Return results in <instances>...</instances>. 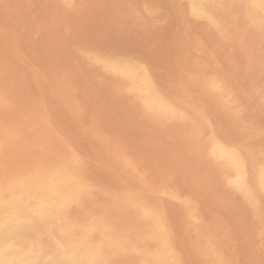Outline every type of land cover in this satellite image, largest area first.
I'll return each instance as SVG.
<instances>
[{
  "label": "rangeland",
  "instance_id": "374dc122",
  "mask_svg": "<svg viewBox=\"0 0 264 264\" xmlns=\"http://www.w3.org/2000/svg\"><path fill=\"white\" fill-rule=\"evenodd\" d=\"M16 1L0 0V264H264V0Z\"/></svg>",
  "mask_w": 264,
  "mask_h": 264
},
{
  "label": "bare ground",
  "instance_id": "6f19581e",
  "mask_svg": "<svg viewBox=\"0 0 264 264\" xmlns=\"http://www.w3.org/2000/svg\"><path fill=\"white\" fill-rule=\"evenodd\" d=\"M11 1H12V0H11ZM15 1H16V0H15ZM29 1H30V0H29ZM31 1H32V0H31ZM204 1H205V0H204ZM216 1H219V0H216ZM247 1H248V0H247ZM250 1H252V0H250ZM253 1H254V0H253ZM258 1H259V0H258ZM3 2H4V1H3ZM6 2H7V1H6ZM18 2H19V0H18ZM25 2H26V1H25ZM181 2H182V0H181ZM221 2H222V1H221ZM241 2H242V1H241ZM248 2H249V1H248ZM248 2H246V4H248ZM254 2H255V1H254ZM7 3H8V2H7ZM13 3H14V2H13ZM197 3H198V2H197ZM201 3H202V2H201ZM215 3H216V2H215ZM235 3H236V2H235ZM244 3H245V1H244ZM11 4H12V3H11ZM11 4H10V7H11ZM14 4H17V1H16V3H14ZM14 4H13V5H14ZM20 4L23 5L24 3H20ZM26 4H27V3H26ZM31 4H32V3H31ZM174 4H175V2H174ZM187 4H188V3H187ZM216 4H217V3H216ZM233 4H234V3H233ZM251 4H252V3H251ZM253 4H254V3H253ZM253 4H252V5H253ZM257 4H258V3H257ZM181 5H182V4H181ZM194 5H195V4H194ZM209 5H210V4H209ZM212 5H213V3H212ZM223 5H224V4H223ZM227 5H228V4H227ZM227 5H226V6H227ZM216 6H217V5H216ZM228 6H229V5H228ZM242 6H243V5H242ZM242 6H241V7H242ZM245 6H246V5H245ZM245 6H244V7H245ZM253 6H254V5H253ZM12 7H13V6H12ZM18 7H19V6H18ZM21 7H22V6H21ZM23 7H24V6H23ZM23 7H22V8H23ZM31 7H32V6H31ZM234 7H235V6H234ZM13 8H14V7H13ZM26 8H27V7H26ZM32 8H33V7H32ZM211 8H212V7H211ZM213 8H214V7H213ZM220 8H221V7H220ZM220 8H219V9H220ZM246 8H247V7H246ZM246 8H245V9H246ZM256 8H257V6H256ZM256 8H255V9H256ZM262 8H263V7H262ZM262 8H261V9H262ZM14 9H15V8H14ZM14 9H13V10H14ZM187 9H188V8H187ZM205 9H206V8H205ZM209 9H210V8H209ZM215 9H216V8H215ZM223 9H224V8H223ZM225 9H226V8H225ZM228 9H229V8H227L226 10H228ZM241 9H242V8H241ZM241 9H240V10H241ZM247 9H249V8H247ZM251 9H252V8H251ZM15 10H16V9H15ZM23 10H24V9H23ZM30 10H31V9H30ZM32 10H33V9H32ZM146 10H147V9H146ZM184 10H185V9H184ZM233 10H234V9H233ZM237 10H238V9H237ZM249 10H250V9H249ZM17 11H19V10H17ZM199 11H200V10H199ZM199 11H198V12H199ZM201 11H202V9H201ZM209 11H210V10H209ZM228 11H229V10H228ZM252 11H253V10H252ZM14 12H15V11H14ZM184 12H186V11H184ZM189 12H190V10H189ZM222 12H223V11H222ZM224 12H225V11H224ZM242 12H243V11H242ZM254 12H255V11H254ZM254 12H253V13H254ZM263 12H264V11H263ZM11 13H12V11H11ZM20 13H21V14H24V13H22V11H21ZM36 13H37V12H36ZM39 13H40V12H39ZM201 13H202V12H201ZM229 13H230V11H229ZM233 13H234V11H233ZM244 13H245V11H244ZM253 13H252V14H253ZM259 13H260V12H259ZM178 14H179V13H178ZM217 14H218V13H217ZM238 14H239V13H238ZM248 14H249V13H248ZM260 14H261V13H260ZM19 15H20V14H19ZM24 15H25V14H24ZM27 15L29 16L28 13H27ZM27 15H25V16H27ZM40 15H41V14H39V17L42 18V16H40ZM203 15H204V14H203ZM213 15H214V14H213ZM226 15H227V14H226ZM255 15H256V14H255ZM257 15H258V14H257ZM17 16H18V15H17ZM25 16L21 15V16H19V17H23V19H24ZM28 16H27V17H28ZM204 16H205V15H204ZM258 16L260 17V15H258ZM15 17H16V15H15ZM226 17H227V16H226ZM226 17H221V19H222V18H226ZM233 17H235V16H233ZM250 17H251V16H250ZM1 18H2V17H1ZM11 18H12V17H11ZM198 18H199V17H198ZM229 18H230V17H229ZM240 18H241V17H240ZM251 18H252V17H251ZM45 19H46V18H45ZM241 19H244V18H241ZM13 20L17 21L16 19H13ZM38 20H39V19H38ZM40 20H41V19H40ZM222 20H223V19H222ZM226 20H228V19H226ZM262 20H264V19H262ZM19 21H20V20H19ZM25 21H26V20H25ZM29 21H30V19H29ZM32 21H33V20H32ZM223 21H224V20H223ZM228 21H229V20H228ZM242 21H244V20H242ZM249 21H250V20H249ZM251 21H252V20H251ZM7 22H8V21H7ZM12 22H13V21H12ZM12 22H10V23H12ZM20 22H21V21H20ZM22 22H24V21H22ZM27 22H28V21H27ZM42 22H43V21H42ZM210 22H211V21H210ZM238 22H239V21H238ZM244 22H245V21H244ZM34 23H35V22H34ZM34 23H33V24H34ZM40 23H41V22H40ZM252 23H253V22H252ZM18 24H20V23L18 22ZM24 24H26V23H24ZM33 24L31 23L30 25H33ZM46 24H47V23H46ZM46 24H45V25H46ZM238 24H239V23H238ZM21 25H22V24H21ZM27 25H29V24H27ZM234 25H235V23H234ZM33 26H34V25H33ZM257 26H258V25H257ZM27 27H28V26H27ZM27 27H26V28H27ZM45 27H46V26H45ZM45 27H44V28H45ZM41 28H42V27H41ZM41 28H40V29H41ZM256 28H257V27H256ZM13 29H14V31H15V28H13ZM28 29L31 30V29H33V28H28ZM28 29H27V30H28ZM45 29H46V28H45ZM47 29H49V28H47ZM257 29H258V28H257ZM16 30H17V29H16ZM19 30H20V29H19ZM23 30H24V29H23ZM25 30H26V29H25ZM30 30H29V31H30ZM41 30H42V29H41ZM221 30H223V29H221ZM17 31H18V30H17ZM15 32H16V31H15ZM31 32H32V31H31ZM40 32H42V31H40ZM45 32H46V30H45ZM45 32H44V33H45ZM49 32H50V31H49ZM18 33H19V31H18ZM20 33H21V32H20ZM26 33H27V32H25V35H26ZM42 33H43V32H42ZM2 34H4V33H2ZM32 34H33V33H32ZM46 34H47V32H46ZM20 35H23V34H20ZM27 35H28V34H27ZM29 35H30V34H29ZM43 35L45 36V34H43ZM263 35H264V34H263ZM23 36H24V35H23ZM38 36L40 37V35H38ZM38 36H37V37H38ZM4 37H5V36H4ZM226 37H227V36H226ZM26 38H27V37H26ZM26 38H25V39H26ZM27 39H28V38H27ZM27 39H26V41H27ZM31 39H32V36H31ZM38 39H39V38H38ZM43 39H44V38H43ZM20 40H21V39H20ZM22 40H23V39H22ZM33 40H35V37L33 38ZM28 41H29V40H28ZM35 41H36V40H35ZM35 41H34V42H35ZM37 41H38V40H37ZM41 41H42V40H41ZM50 41H51V40H50ZM52 41H53V40H52ZM31 42H32V40H31ZM38 42H39V41H38ZM42 42H45V41H42ZM46 42H47V41H46ZM59 42H60V41H59ZM27 43H28V42H27ZM29 43H30V42H29ZM32 43H33V42H32ZM57 43H58V42H57ZM23 44H25V42H24ZM36 44H37V43H36ZM36 44H34V46H36ZM39 44H41V46L43 45L42 43H39ZM39 44H38V45H39ZM44 44H45V43H44ZM49 44H50V42H49ZM53 44H54V43H53ZM58 44H59V43H58ZM58 44H57V46H58ZM47 45H48V44H47ZM47 45H45L46 48H48V47L50 46V45H48V47H47ZM54 45H56V44H54ZM59 45H60V44H59ZM21 46H22V45H21ZM34 46H33V47H34ZM60 46H62V45H60ZM109 46L111 47V45H109ZM31 47H32V45H31ZM54 47H55V46H54ZM58 47H59V46H58ZM24 48H25V46H24ZM24 48H23V51L25 50ZM29 48H30V47H29ZM37 48H39V47H37ZM41 48H42V47H41ZM43 48H45V47H43ZM43 48H42V49H43ZM52 48H53V47H52ZM59 48L62 49V50H64V48H61V47H59ZM94 48H95V47H94ZM114 48H115V47H114ZM116 48H118V50H120L119 47H116ZM26 49H28V48H26ZM53 49H54V48H53ZM57 49H58V48H57ZM112 49H113V47H112ZM112 49H111V50H112ZM48 50H49V48H48ZM55 50H56V49H55ZM109 50H110V48H109ZM111 50H110V51H111ZM113 50H115V49H113ZM121 50H122V49H121ZM25 51H26V50H25ZM28 51H29V50H28ZM36 51H37V49H36ZM40 51H41L40 53H42V52L44 51V49H43V50H40ZM45 51H46V50H45ZM60 51H61V50H60ZM60 51L58 50V53H59V54L61 53ZM64 51H65V50H64ZM26 52H27V51H26ZM37 52H38V51H37ZM51 52H52V51H51ZM54 52H55V51H54ZM65 52H66V51H65ZM118 52L121 53V51H118ZM122 52H123V51H122ZM124 52H125V51H124ZM31 53H32V52H31ZM40 53H39V54H40ZM112 53L114 54V52H112ZM115 53H116V51H115ZM21 54H22V52H21ZM61 54H62V53H61ZM26 55H27V54H26ZM36 55H38V54H36ZM107 55H108V54H107ZM109 55H110V54H109ZM117 55H118V53H117ZM117 55H116L115 57H118V56H119V55H118V56H117ZM120 55H122V54H120ZM12 56H13V55H12ZM62 56H63V55H62ZM62 56H61V57H62ZM64 56H65V55H64ZM128 56H130V54H128ZM24 57H25V56H24ZM122 57H124V56L122 55ZM122 57H120V58H122ZM125 57H126V56H125ZM132 57H133V56L131 55V59H132ZM139 57H140V56H139ZM65 58H66V57H65ZM118 58H119V57H118ZM126 58H127V57H126ZM39 59H40V57H39ZM39 59H38V60H39ZM133 59H134V58H133ZM135 59H136V57H135ZM135 59H134V60H135ZM138 59H139V58H138ZM151 59H152V58H151ZM134 60H132V61H134ZM146 61H147V59H146ZM137 62L139 63V60H137ZM141 62H142V60H141ZM141 62H140V63H141ZM29 63H30V62H29ZM144 63H145V61H144ZM141 64H142V63H141ZM147 64H148V62H147ZM153 65H154V64H153ZM143 66H144V65H143ZM145 67H146V66H145ZM104 69H105V68H104ZM153 69H155V67H154ZM146 70H149V69L146 68ZM149 71H152V70H149ZM155 71H157V70H155ZM153 72H154V71H153ZM153 72H149V73H153ZM158 72H159V71H158ZM137 74H138V73H137ZM156 74H157V73H156ZM151 75H153V74H151ZM157 75H158V74H157ZM157 75H156V76H157ZM137 76H138V75H137ZM137 76H136V77H137ZM134 77H135V76H134ZM157 77L159 78L160 76H157ZM161 78H162V77H161ZM124 79H125V78H124ZM136 79H139V78H136ZM155 79H156V78H155ZM122 81H123V80H122ZM125 81H126V80H125ZM127 81H128V80H127ZM138 81H139V80H138ZM138 81H137V82H138ZM208 81H209V80H208ZM212 81H213V80H212ZM214 81H215V80H214ZM124 83H125V82H124ZM204 83H205V82H204ZM211 83H212V82H211ZM221 83H222V82H221ZM40 84H41V83H40ZM138 84H139V83H138ZM142 84H143V83H142ZM218 84H219V83H218ZM132 85H133V84H132ZM214 85H216V84H214ZM41 86H42V85H41ZM127 86H128V85H127ZM139 86H140V85H139ZM147 86H148V85H147ZM219 86H220V85H219ZM222 86H223V85H222ZM130 87H131V85H130ZM206 87H207V86H206ZM128 88H129V87H128ZM150 88H151V87H150ZM148 89H149V87H148ZM154 89H155V88H154ZM207 89H210V88L208 87ZM207 89H206V90H207ZM213 89H214V88H213ZM127 90H128V89H127ZM135 90H136V89H135ZM138 90H140V89L138 88ZM220 90H221V89H220ZM222 90H224V89H222ZM213 91H214V90H213ZM62 92H63V91H62ZM145 92H146V91H145ZM216 92H217V91H216ZM262 92H263V91H262ZM139 93H140V92H139ZM161 93H162V92H161ZM218 93H219V92H218ZM224 93H225V92H224ZM146 94H147V93H146ZM216 94H217V93H216ZM262 94H263V93H262ZM137 95H138V94H137ZM223 96H224V95H223ZM150 98H151V97H150ZM155 98H156V97H155ZM160 98H162V97H160ZM213 98H214V97H213ZM223 98H224V97H223ZM136 99H137V97H136ZM152 99H153V98H152ZM174 99H175V98H174ZM215 99H216V97H215ZM150 100H151V99H150ZM177 100H178V99H177ZM213 100H214V99H213ZM219 100H220V98H219ZM147 101H148V100H147ZM179 101H180V100H179ZM217 101H218V100H217ZM217 101H216V102H217ZM151 102H152V101H151ZM154 102H155V101H154ZM144 103H145V102H144ZM155 103H156V102H155ZM161 103H162V102H161ZM169 103H170V102H169ZM217 103H218V102H217ZM222 103H223V102H222ZM222 103H221V104H222ZM152 104H153V103H152ZM163 104H164V103H163ZM170 104H171V103H170ZM180 104H181V102H180ZM219 104H220V102H219ZM219 104H218V105H219ZM166 105H167V104H166ZM151 106H152V105H151ZM169 106H170V105H169ZM169 106H168V107H169ZM177 106H180V105L177 104ZM223 106H224V105H223ZM184 107H185V106H184ZM220 107H221V106H220ZM224 107H225V106H224ZM226 107H227V105H226ZM262 107H263V106H262ZM182 108H183V107H182ZM185 108H186V107H185ZM185 108H184V109H185ZM189 108H190V107H189ZM263 108H264V107H263ZM194 109H196V108H194ZM197 109H198V108H197ZM222 109H224V108H222ZM227 109H228V108H227ZM158 110H159V108H158ZM220 110H221V109H220ZM229 110H230V109H229ZM0 111H2V110H0ZM47 111L49 112L48 109H47ZM163 111H164V110H163ZM195 111H196V110H195ZM224 111H225V110H224ZM224 111H223V113H224ZM150 112H151V111H150ZM157 112H158V111H157ZM160 112H162V111H160ZM198 112H199V111H198ZM233 112H234V111H233ZM49 113H52V111L49 112ZM155 113H156V112H155ZM225 113H226V112H225ZM227 113H228V111H227ZM229 114H230V113H229ZM153 115H154V114H153ZM196 115H197V114H196ZM198 115H199V114H198ZM225 115H226V114H225ZM181 116H182V115H181ZM227 116H228V115H227ZM51 117H52V116H51ZM163 117H164V116H163ZM178 118H179V117H178ZM228 118H229V117H228ZM242 118H243V117H242ZM5 119H6V118H5ZM167 119H168V118H167ZM229 119H230V118H229ZM232 119H233V118H231V120H232ZM239 119H240V118H239ZM34 121H35V120H34ZM52 121H53V120H52ZM55 121H56V119H55ZM53 122H54V121H53ZM232 122H233V121H232ZM7 123H8V121H7ZM33 123H34V122H33ZM55 123H56V122H55ZM0 124H1V122H0ZM5 124H6V122H5ZM30 124H31V122H30ZM36 124H38V123H36ZM3 125H4V124H3ZM31 125H33V124H31ZM53 125H54V124H53ZM57 125H58V124H57ZM235 125H236V124H235ZM237 125H239V123H238ZM237 125H236V126H237ZM242 125H243V124H242ZM39 126H40V125H39ZM229 126H232V125H229ZM239 126H240V125H239ZM239 126H238V127H239ZM243 126H244V125H243ZM2 127H3V126H2ZM4 127H5V126H4ZM7 127H8V124H7ZM34 127H35V125H34ZM40 127H41V126H40ZM42 127H43V126H42ZM234 127H235V126H234ZM247 127H248V126H247ZM46 128H47V127H46ZM229 128H230V127H229ZM252 128H253V127H252ZM258 128H260V127H258ZM55 129H56V128H55ZM241 129H242V127H241ZM246 129H247V128H246ZM250 129H251V127H250ZM43 130H44V128H43ZM59 130H60V129H59ZM247 130H249V129H247ZM247 130H246V131H247ZM257 130H258V129H257ZM257 130H256V131H257ZM240 131H241V130H240ZM242 131H244V129H243ZM250 131H251V130H250ZM253 131H254V128H253ZM256 131H255V132H256ZM5 132H7V131H5ZM54 132H55V131H54ZM58 132H59V131H58ZM255 132H254V133H255ZM8 133H11V132H8ZM8 133H7V134H8ZM215 133H216V132H215ZM227 133H231V134H232L231 131H230V132H227ZM233 133H234V134H235V133L237 134V132H235V131H234ZM239 133H240V132H239ZM248 133H249V132H248ZM251 133H252V132H251ZM3 134H4V133H3ZM54 134L56 135V133H54ZM59 134H60V133H59ZM234 134H233V135H234ZM244 134H245V133H244ZM255 134H256V133H255ZM9 135H10V134H9ZM61 135H62V134H61ZM216 135H217V134H216ZM233 135H231V136H233ZM237 135H238V134H237ZM2 136H3V135H2ZM58 136H59V135H58ZM63 136H64V135H63ZM217 136H218V135H217ZM228 136H229V135H228ZM239 136H241V135L239 134ZM253 136H254V135H253ZM60 137H61V136H60ZM60 137H59V138H60ZM8 138H10V137H7V138L5 139L6 142H7V139H8ZM64 138H65V136H64ZM212 138H213V137H212ZM214 138H215V137H214ZM219 138H220V137H219ZM219 138H218V139H219ZM241 138H243V137H241ZM65 139H66V140H67V139L69 140L68 137L65 138ZM234 139H235V137H234ZM234 139H232V140H234ZM58 140H59V139H58ZM60 140H62V139L60 138ZM92 140H94V139H92ZM96 140H97V139H96ZM96 140H95V141H96ZM244 140H245V139H244ZM8 141H9V140H8ZM64 141H65V140H64ZM97 141H98V140H97ZM97 141H96V142H97ZM102 141H103V140H102ZM237 141L240 142L239 140H237ZM68 142H69V141H68ZM99 142H100V140H99ZM99 142H98V143H99ZM218 142H219V141H218ZM232 142H233V141H232ZM243 142H245V141H243ZM3 143H4V142H3ZM65 143H67V142H65ZM100 143H101V142H100ZM101 144H102V143H101ZM222 144H223V143H222ZM235 144H236V143H235ZM244 144H245V143H244ZM3 145H4V144H3ZM63 145H65V144H63ZM67 145H68V144H67ZM99 145H100V144H99ZM102 145H105V144H102ZM112 145H113V144H112ZM224 145H225V144H224ZM228 145H229V144H228ZM241 145H243V144H241ZM68 146H70V145H68ZM219 146H220V145H219ZM226 146H227V143H226ZM230 146H231V145H230ZM235 146H236V145H235ZM263 146H264V144H263ZM102 147L105 148V146H102ZM220 147H221V146H220ZM222 147H225V146H222ZM232 147H233V146H232ZM69 148H70V147H69ZM72 148H73V147H72ZM226 148H227V147H226ZM234 148L236 149V147H234ZM253 148H254V147H253ZM262 148H264V147H262ZM73 149H74V148H73ZM73 149H72V151H74ZM218 149H219V148H218ZM241 149H242V148H241ZM243 149H244V151H245V148H243ZM243 149L241 150L242 153L244 152ZM258 149H259V148H258ZM69 150H70V149H69ZM76 150H77V149H76ZM105 150H107V149H105ZM213 150H214V149H213ZM213 150H211V151L213 152ZM224 150H225V149H224ZM259 150H260V149H259ZM211 151H210V152H211ZM226 151H227V150H226ZM226 151H224V152H226ZM228 151H229V150H228ZM228 151H227V152H228ZM234 151H235V150H234ZM234 151H233V152H234ZM261 151H264V150L262 149ZM230 152H231V151H230ZM236 152H237V151H236ZM255 152H259V151H255ZM66 153H67V152H66ZM71 153H72V152H71ZM71 153H68V154H70V156H71V155H73V154H71ZM73 153H74V152H73ZM76 153H77V152H76ZM76 153H75V155H76ZM238 153H240V152L238 151ZM213 154H214V153H213ZM216 154H217V153H216ZM218 154H219V152H218ZM223 154H224V153H223ZM229 154H230V153H229ZM235 154H237V153H235ZM243 154H244V153H243ZM245 154H246L245 156H247L248 153L245 152ZM249 154H250V153H249ZM75 155H74V158H75ZM77 155H78V153H77ZM214 155H215V154H214ZM214 155H213V156H214ZM225 155H226V154H225ZM225 155H224V156H225ZM237 155H238V154H237ZM240 155H241V154H240ZM68 156H69V155H68ZM80 156H82V155H80ZM80 156H78V158H79ZM221 156H223V155H221ZM233 156H234V155H233ZM121 157H122V156H121ZM219 157H220V155H219ZM225 157H226V156H225ZM240 157H241V156H240ZM250 157H251V160H252V156H250ZM70 158H71V157H70ZM74 158H73V161H74ZM81 158H82V157H80V160H81ZM112 158H113V157H112ZM214 158H215V157H214ZM217 158H218V157H217ZM221 158H222V157H221ZM65 160H66V158H65ZM115 160H116V158H115ZM120 160H121V158H120ZM231 160H232V157H231ZM236 160H237V158H235V162H236ZM238 160H239V158H238ZM248 160H250V158H248ZM248 160H247V161H248ZM261 160H262V158H261ZM77 161H78V160H77ZM83 161H84V157H83ZM86 161H89V160H86ZM86 161H85V162H86ZM225 161H226V160H225ZM259 161H260V160H259ZM263 161H264V160H263ZM114 162H115V161H114ZM116 162H117V161H116ZM128 162H129V161H128ZM226 162H227V161H226ZM228 162H230V161L228 160ZM233 162H234V161H232V163H233ZM241 162H242V161H241ZM255 162H256V161H255ZM61 163H63V162H61ZM83 163H84V162H83ZM125 163H126V162H125ZM248 163H249V162H248ZM89 164H91V163H89ZM221 164H222V162H221ZM223 164H224V163H223ZM241 164H242V163H241ZM243 164H244V163H243ZM253 164H254V163H253ZM53 165H54V164H53ZM63 165H65V164H63ZM82 165H83V164H82ZM120 165H121V164H120ZM231 165H232V164H231ZM238 165H240V164H238ZM249 165H251V164H249ZM86 166H87V165H86ZM88 166H89V165H88ZM233 166H234V164H233ZM253 166H254V165H253ZM34 167H35V166H34ZM79 167H81V166H79ZM84 167H85V166H84ZM124 167H125V166H124ZM229 167H230V166H229ZM231 167H232V166H231ZM234 167L236 168V166H234ZM241 167H242V166H241ZM42 168H43V167H42ZM47 168H48V167H47ZM47 168H46V169H47ZM87 168H88V167H87ZM90 168H91V167H90ZM130 168H131V167H130ZM132 168H133V167H132ZM226 168H227V167H226ZM238 168H240V167H238ZM255 168H256V167H255ZM61 169H62V168H61ZM61 169H60V170H61ZM66 169H67V168H66ZM82 169H83V168H82ZM88 169H89V168H88ZM93 169H94V168H93ZM248 169H249V168H248ZM257 169H258V168H257ZM28 170H29V169H28ZM31 170H33V168H31ZM36 170H37V169H36ZM57 170H59V168H58ZM79 170H80V169H79ZM119 170H120V169H119ZM222 170H223V169H222ZM224 170H226V169H224ZM249 170H251V169H249ZM26 171H27V170H26ZM34 171H35V170H33V173H34ZM49 171H50V170H49ZM95 171H96V170H95ZM234 171H235V170H234ZM238 171H239V170H238ZM246 171H247V170H246ZM36 172H37V171H36ZM50 172H51V171H50ZM53 172H55V171H53ZM88 172H89V171H88ZM120 172H121V171H120ZM124 172H125V171H124ZM124 172L122 171V173H124ZM129 172H130V171H129ZM235 172H237V171H235ZM250 172L252 173L253 170L250 171ZM28 173H29V172H28ZM31 173H32V171H31ZM31 173H30V175H31ZM89 173H90V172H89ZM93 173H95V172H93ZM122 173H120V174H122ZM241 173H243V172H241ZM18 174H19V173H18ZM23 174H24V173H23ZM52 174H53V173H52ZM136 174H137V173H136ZM224 174H225V173H224ZM236 174H237V173H236ZM252 174H253V173H252ZM254 174H256V173H254ZM20 175H22V174H20ZM34 175H35V174H34ZM37 175H38V174H37ZM91 175H92V174H91ZM95 175H96V174H95ZM118 175H119V174H118ZM258 175H259V174H258ZM263 175H264V174H263ZM42 176H44V175H42ZM50 176H51V175H50ZM60 176H61V175H60ZM87 176H88V175H87ZM128 176H129V175H128ZM135 176H137V175H135ZM243 176H244V175H243ZM8 177H9V176H8ZM11 177H12V175H11ZM40 177H41V175H40ZM44 177H45V176H44ZM92 177H93V175H92ZM247 177H249V176H247ZM263 177H264V176H263ZM5 178H6V177H5ZM14 178H15V177H14ZM28 178H29V177H28ZM52 178H53V177H52ZM69 178H70V177H69ZM74 178H75V177H74ZM100 178H101V177H100ZM128 178H130V177H128ZM133 178H134V177H133ZM140 178H142V177H140ZM231 178H232V176H231ZM244 178H246V177H244ZM252 178H253V177H252ZM255 178H256V177H255ZM258 178H259V177H258ZM11 179H12V178H11ZM24 179H26V178H24ZM49 179H50V178H49ZM77 179H79V178H77ZM85 179H86V178H85ZM91 179H92V178H91ZM94 179H95V177H94ZM226 179H228V178H226ZM262 179H263V178H262ZM2 180H3V179H2ZM8 180H10V179H8ZM15 180H16V179H15ZM21 180H22V178H21ZM21 180H20V181H21ZM26 180H27V179H26ZM30 180H31V178H30ZM35 180H36V179H35ZM57 180H58V179H57ZM97 180H98V179H97ZM100 180H101V179H100ZM134 180H136V179H134ZM137 180H140V179H139V176H138ZM142 180H143V179H142ZM247 180H248V179H247ZM250 180H251V178H250ZM250 180H249V181H250ZM23 181H25V180H23ZM42 181H43V180H42ZM60 181H61V179H60ZM93 181H96V180H93ZM228 181H229V179H228ZM261 181H262V180H261ZM261 181H259V182L262 183ZM11 182H12V181H11ZM17 182H18V181H17ZM25 182H26V181H25ZM51 182H52V181H51ZM51 182H50V183H51ZM56 182H59V181H56ZM56 182H55V183H56ZM64 182H65V181H64ZM71 182H72V181H71ZM82 182H83V181H82ZM98 182H99V181H98ZM139 182H140V181H139ZM233 182H235V181H233ZM2 183H3V182H2ZM15 183H16V182H15ZM29 183H31V181L28 182V184H29ZM32 183H33V182H32ZM59 183H60V182H59ZM72 183L74 184V182H72ZM79 183H80V182H79ZM83 183H84V182H83ZM99 183H100V182H99ZM99 183H98V185H99ZM101 183H102V182H101ZM127 183H128V182H127ZM127 183H126V184H127ZM137 183H138V182H137ZM257 183H258V182H257ZM0 184H1V183H0ZM5 184H6V183H5ZM39 184H40V183H39ZM43 184H44V183H43ZM47 184H49V183H47ZM88 184H89V183H88ZM96 184H97V183H96ZM102 184H103V183H102ZM139 184H140V183H139ZM229 184H230V182H229ZM229 184H228V185H229ZM231 184L233 185V183H231ZM248 184H249V183H248ZM251 184H252V182H251ZM6 185H7V184H6ZM45 185H46V184H45ZM58 185H59V184H58ZM80 185H82V184H80ZM19 186H20V185H19ZM43 186H44V185H43ZM43 186H42V187H43ZM74 186H75V185H74ZM90 186H91V183H90ZM102 186H103V185H102ZM122 186H123V185H122ZM7 187H8V186H7ZM44 187H45V186H44ZM145 187H146V186H145ZM257 187H258V186H257ZM263 187H264V186H263ZM5 188H6V187H5ZM20 188H21V186H20ZM67 188H68V187H67ZM72 188H73V187H72ZM103 188H105V186H104ZM130 188H131V187H130ZM142 188H143V187H142ZM146 188H147V187H146ZM150 188H151V186H150ZM6 189H7V188H6ZM12 189H13V188H12ZM16 189H17V188H16ZM27 189H28V186H27ZM35 189H36V188H35ZM59 189H60V188H59ZM70 189H71V188H70ZM73 189H75V188H73ZM79 189H80V188H79ZM79 189H78V190H79ZM126 189H127V188H126ZM133 189L135 190L134 187H133ZM147 189H148V188H147ZM254 189H255V187H254ZM258 189H259V188H258ZM7 190H8V189H7ZM7 190H6V191H7ZM24 190H26V189L24 188ZM45 190H46V189H45ZM78 190H77V191H78ZM149 190H151V189H149ZM152 190H153V189H152ZM154 190H157V189H154ZM154 190H153V191H154ZM239 190H240V189H239ZM255 190H256V189H255ZM0 191H1V189H0ZM11 191H12V190H11ZM21 191L24 193L23 188L21 189ZM21 191H18V192H21ZM70 191H71V190H70ZM131 191H132V190H131ZM240 191H241V190H240ZM243 191H244V189H243ZM243 191H242V192H243ZM261 191H262V190H261ZM1 192H2V191H1ZM14 192H15V191H14ZM14 192H12V193H14ZM25 192H26V191H25ZM31 192H32V191H31ZM52 192H53V191H52ZM67 192H68V191H67ZM67 192H66V193H67ZM72 192H73V191H72ZM83 192H85V190H84ZM94 192H95V191H94ZM158 192H160V190H159ZM259 192H260V191H258V193H259ZM4 193H5V192H4ZM9 193H10V192H9ZM69 193H70V192H69ZM80 193H82V191H81ZM131 193H132V192H130V194H131ZM134 193H135V192H134ZM148 193H149V192H148ZM155 193H156V192H155ZM258 193H257V194H258ZM260 193H261V192H260ZM0 194H2V193H0ZM5 194H7V193H5ZM61 194H62V192H61ZM63 194H64V193H63ZM120 194H122V193H120ZM135 194H137V193H135ZM135 194H134V195H135ZM150 194L152 195V193H150ZM150 194H149V195H150ZM241 194H242V193H241ZM243 194H244V193H243ZM8 195H9V194H8ZM18 195H19V193H18ZM38 195H39V193H38ZM43 195H44V194H43ZM84 195H85V194H84ZM125 195H126V194H125ZM132 195H133V194H132ZM139 195H140V194H139ZM139 195L137 194V197H138ZM141 195H142V194H141ZM171 195H172V194H171ZM173 195H174V194H173ZM258 195H259V194H258ZM263 195H264V192H263ZM60 196H61V195H60ZM70 196H72V195H70ZM76 196H78V195H75V197H76ZM152 196H153V195H152ZM159 196H160V195H159ZM168 196H169V195H168ZM38 197H39V196H38ZM62 197H63V196H62ZM131 197H132V196H131ZM173 197H174V196H173ZM259 197H260V195H259ZM5 198H7V196H5ZM51 198H52V197H51ZM57 198H61V197H57ZM134 198H136V197H134ZM147 198H148V197H147ZM171 198H172V197H171ZM261 198H264V197L262 196ZM129 199H130V197H129ZM141 199H142V197H141ZM143 199H144V198H143ZM174 199H176V198L174 197ZM244 199H245V198H244ZM248 199H249V198H248ZM2 200H3V199H2ZM42 200H43V199H42ZM56 200H57V199H56ZM69 200H70V198H69ZM82 200H83V199H82ZM132 200H133V199H132ZM152 200H153V199H152ZM160 200H161V199H160ZM5 201H6V200H5ZM47 201H50V199L47 200ZM137 201H139V199H137ZM140 201H141V200H140ZM140 201H139V202H140ZM250 201H251V199H250ZM260 201H261V200H260ZM34 202H35V201H34ZM38 202H39V201H38ZM41 202H42V201H41ZM55 202H56V201H55ZM71 202H72V201H71ZM74 202H75V201H74ZM84 202H85V201H84ZM87 202L90 203V202H89V199H88ZM91 202H92V201H91ZM124 202H125V201H124ZM141 202H143V201H141ZM141 202H140V203H141ZM175 202H176V201H175ZM175 202H174V203H175ZM188 202H189V201H188ZM191 202H192V201H191ZM245 202H246V201H245ZM262 202H263V200H262ZM31 203H32V202H31ZM42 203H43V202H42ZM42 203H41V204H42ZM92 203H93V202H92ZM122 203H123V202H122ZM151 203H153V202H151ZM193 203H194V202H193ZM193 203H192V207H193ZM246 203H247V202H246ZM254 203H255V202H254ZM263 203H264V202H263ZM29 204H30V203H29ZM73 204H74V203H73ZM85 204H87V203H85ZM127 204H128V203H127ZM143 204H144V203H143ZM175 204H176V203H175ZM188 204H189V203H188ZM257 204H258V203H257ZM4 205H5V204H4ZM38 205H39V204H38ZM70 205H71V204H70ZM144 205L147 206L148 203H147V205H146V204H144ZM159 205H160V203H159ZM254 205H255V204H254ZM13 206H15V205H13ZM13 206H12V207H13ZM160 206L162 207V202H161V205H160ZM189 206H190V205H189ZM189 206H188V207H189ZM0 207H1V206H0ZM183 207H185V206H183ZM194 207H195V206H194ZM251 207H252V206H251ZM258 207H259V206H258ZM260 207H261V205H260ZM51 208H52V207H51ZM82 208H83V207H82ZM84 208H85V207H84ZM84 208H83V209H84ZM87 208H88V207H87ZM87 208H86V209H87ZM90 208H91V206H90ZM116 208H117V207H116ZM134 208H135V207H134ZM151 208H152V207H151ZM186 208H187V207H186ZM1 209H3V208H1ZM45 209H46V208H45ZM67 209H68V208H67ZM138 209H140V208H138ZM191 209H194V208H191ZM12 210H13V209H12ZM59 210H60V209H59ZM62 210H63V209H62ZM62 210H61V211H62ZM93 210H94V209H93ZM96 210H97V209H96ZM96 210H95V211H96ZM103 210H104V209H103ZM129 210H131V208H130ZM145 210H146V209H145ZM153 210H154V209H153ZM189 210H190V209H189ZM228 210H230V209H228ZM262 210H263V209H262ZM54 211H55V210H54ZM57 211H58V210H57ZM89 211H90V210H89ZM132 211H133V210H132ZM132 211H131V212H132ZM156 211H157V210H156ZM263 211H264V210H263ZM263 211H262V213H263ZM0 212H1V211H0ZM11 212H12V211H11ZM17 212H18V211H17ZM49 212H50V211H49ZM70 212H71V211H70ZM87 212H88V211H87ZM106 212H107V211H106ZM106 212H105V213H106ZM166 212H167V211H166ZM186 212H187V211H186ZM188 212H189V211H188ZM188 212H187V213H188ZM190 212H191V211H190ZM195 212H196V211H195ZM54 213H55V212H54ZM81 213H82V212H81ZM96 213H97V212H96ZM229 213H230V212H229ZM3 214H4V213H3ZM3 214H2V215H3ZM48 214H49V213H48ZM48 214H47V215H48ZM84 214H85V213H84ZM133 214H134V213H133ZM137 214H138V213H137ZM60 215H61V214H60ZM88 215H89V214H88ZM105 215H106V214H105ZM105 215H103V216L105 217ZM113 215H114V214H113ZM147 215H148V214H147ZM149 215H150V214H149ZM151 215H152V214H151ZM153 215H154V214H153ZM159 215H160V214H159ZM189 215H190V213H189ZM189 215H188V216H189ZM234 215H235V213H234ZM0 216H1V215H0ZM9 216H10V215H9ZM9 216H8V217H9ZM193 216H194V215H193ZM261 216L263 217V215H261ZM100 217H102V216H100ZM111 217H112V216H111ZM143 217L145 218V216H143ZM159 217H160V216H159ZM162 217H163V216H162ZM195 217H196V216H195ZM195 217H194V218H195ZM5 218H6V217H5ZM15 218L18 219V217H16V216H15ZM46 218H47V217H46ZM66 218H67V217H66ZM71 218H72V217H71ZM71 218H70V219H71ZM84 218H85V217H84ZM91 218H92V217H91ZM94 218H95V217H94ZM105 218H106V217H105ZM108 218H110V216H109ZM108 218H107V219H108ZM147 218H148V217H147ZM167 218H168V217H167ZM263 218H264V217H263ZM19 219H20V218H19ZM44 219H45V218H44ZM95 219H96V218H95ZM112 219H113V218H112ZM156 219H157V217H156ZM164 219H165V218H164ZM187 219H190V218L188 217ZM196 219H197V218H196ZM0 220H1V219H0ZM2 220H3V219H2ZM9 220H10V217H9ZM35 220H36V219H35ZM88 220H89V219H88ZM92 220H93V219H92ZM100 220H101V219H100ZM132 220H133V218H132ZM138 220H139V219H138ZM141 220H142V219H141ZM166 220H168V219H166ZM166 220L164 221L165 223H167ZM255 220H256V219H255ZM13 221H16V220H13ZM44 221H45V220H44ZM69 221H71V220H69ZM69 221H68V222H69ZM95 221H97V220H95ZM98 221H99V220H98ZM98 221H97V222H98ZM136 221H137V220H136ZM187 221H188V220H187ZM190 221H193L192 224H194V222H195V221L192 220V219H191ZM197 221H198V220H196V222H197ZM259 221H261V220H259ZM36 222H37V221H36ZM41 222H42V221H41ZM49 222H50V221H49ZM107 222H108V221H107ZM116 222H117V221H116ZM116 222H115V223H116ZM131 222H132V221H131ZM157 222H158V221H157ZM168 222H169V220H168ZM236 222H237V221H236ZM3 223H4V222H3ZM45 223H47V222H45ZM64 223H65V221H64ZM73 223H74V222H73ZM115 223H114V225H115ZM141 223H142V222H141ZM141 223H140V224H141ZM143 223H144V222H143ZM155 223H156V222H155ZM158 223H162V222H158ZM165 223H164V224H165ZM41 224H42V223H41ZM47 224H48V223H47ZM76 224H77V223H76ZM108 224H110V223H108ZM112 224H113V223H112ZM127 224H128V223H127ZM156 224H157V223H156ZM164 224H163V225H164ZM188 224H189V222H188ZM38 225H39V224H38ZM100 225H101V224H100ZM102 225H103V224H102ZM124 225H125V224H124ZM134 225H135V224H134ZM141 225H142V224H141ZM151 225H152V224H151ZM157 225H158V224H157ZM163 225H162V226H163ZM169 225H170V224H169ZM194 225H196V224H194ZM201 225H202V224H200L199 226H201ZM16 226H17V225H16ZM40 226H41V225H40ZM49 226H50V225H49ZM78 226H79V225H78ZM135 226H136V225H135ZM148 226H149V225H148ZM165 226H166V224H165ZM170 226H171V225H170ZM172 226H173V225H172ZM238 226H239V225H238ZM3 227H4V225H3ZM66 227H67V226H66ZM71 227H72V226H71ZM111 227H112V226H111ZM116 227H117V226H116ZM130 227H131V226H130ZM130 227H128V228H130ZM139 227H140V226H139ZM151 227H152V226H151ZM153 227H155V225H154ZM163 227H164V226H163ZM166 227H167V226H166ZM204 227H205V226H204ZM19 228H20V227H19ZM35 228H36V227H35ZM77 228H78V227H77ZM94 228H95V227H94ZM103 228H105V226H104ZM103 228H102V229H103ZM128 228H127V229H128ZM262 228H264V227H262ZM4 229H5V228H4ZM12 229H13V228H12ZM20 229H21V228H20ZM54 229H55V228H54ZM56 229H57V228H56ZM67 229H69V228H67ZM95 229H96V228H95ZM112 229H113V228H112ZM114 229H115V228H114ZM132 229H133V226H132ZM154 229H155V228H154ZM204 229H205V228H204ZM74 230H75V229H74ZM121 230H122V229H121ZM125 230H126V229H125ZM145 230H146V229H145ZM156 230H158V229L156 228ZM160 230H161V229H160ZM201 230H202V229H201ZM12 231H13V230H12ZM24 231H25V228H24ZM28 231H29V230H28ZM31 231H32V230H31ZM38 231H39V230H38ZM53 231H54V230H53ZM55 231H56V230H55ZM93 231H94V230H93ZM138 231H139V230H138ZM146 231H147V230H146ZM146 231H145V232H146ZM164 231H165V230H164ZM198 231H199V230H198ZM202 231H203V230H202ZM19 232H20V231H19ZM22 232H23V231H22ZM26 232H27V231H26ZM33 232H34V231H33ZM49 232H50V231H49ZM56 232H57V231H56ZM82 232H83V231H82ZM94 232H96V231H94ZM99 232H100V231H99ZM109 232H111V231H109ZM139 232H140V231H139ZM145 232H144V233H145ZM150 232H151V230H150ZM170 232H172V231H170ZM204 232H206V231H204ZM204 232H203V233H204ZM208 232H209V231H208ZM208 232H207V233H208ZM4 233H5V232H4ZM23 233H24V232H23ZM29 233H30V231H29ZM73 233H74V232H73ZM73 233H72V234H73ZM91 233H92V232H91ZM115 233H116V231H115ZM124 233H125V232H124ZM124 233H123V234H124ZM126 233H128V231H126ZM144 233H143V234H144ZM147 233H148V232H147ZM160 233H161V232H160ZM164 233H166V231H165ZM200 233H201V232H200ZM246 233H247V232H245V234H246ZM15 234H16V233H15ZM26 234H27V233H26ZM83 234H84V233H83ZM92 234H93V233H92ZM106 234H107V233H106ZM118 234H119V233H118ZM145 234H146V233H145ZM152 234H153V233H152ZM156 234H158L157 231H156ZM166 234H167V233H166ZM171 234H172V233H171ZM201 234H202V233H201ZM242 234H243V233H242ZM255 234H256V233H255ZM262 234H264V233H262ZM20 235H21V234H20ZM22 235H23V234H22ZM32 235H33V234H32ZM34 235H35V234H34ZM36 235H37V233H36ZM89 235H90V234H89ZM112 235H113V234H112ZM125 235H127V234H125ZM131 235H132V234H131ZM134 235H135V234H134ZM146 235H148V234H146ZM161 235H162V234H161ZM1 236H2V235H1ZM9 236H10V234H9ZM53 236H54V235H53ZM57 236H58V234H57ZM65 236H66V235H65ZM69 236H72V235H69ZM93 236H94V235H93ZM137 236H138V235H137ZM137 236H136V237H137ZM140 236H143V235H141V233H140ZM153 236H154V234H153ZM172 236H173V235H172ZM203 236H204V234H203ZM209 236H210V235H209ZM244 236H245V235H244ZM253 236H254V235H253ZM256 236H257V235H256ZM7 237H8V236H7ZM13 237H14V236H13ZM15 237H16V236H15ZM26 237H27V236H26ZM89 237H90V236H89ZM116 237H118V236H116ZM125 237L127 238V236H125ZM145 237H146V236H145ZM156 237H157V235H156ZM161 237H163V236H161ZM170 237H171V236H170ZM179 237H180V236H179ZM186 237H187V236H186ZM247 237H248V236H247ZM46 238H47V235H46ZM57 238H59V237H57ZM57 238H55V240H56ZM60 238H61V237H60ZM68 238H70V237H68ZM72 238H73V237H72ZM92 238H93V237H92ZM92 238H91V240H92ZM126 238H125V240H126ZM142 238H143V237H142ZM147 238H149V237H147ZM157 238H159V237H157ZM168 238H169V237H168ZM183 238H184V237H183ZM200 238H201V237H200ZM208 238H209V237H208ZM260 238H261V237H260ZM9 239H10V238H9ZM43 239H44V238H43ZM75 239L77 240V237H76ZM112 239H113V238H112ZM118 239H119V238H118ZM120 239H122V238H120ZM144 239H145V238H144ZM159 239H161V238H159ZM162 239H163V238H162ZM204 239H205V238H204ZM210 239H211V237L209 238V240H210ZM10 240H11V239H10ZM33 240H34V239H33ZM71 240H73V239H71ZM71 240H70V241H71ZM89 240H90V239H89ZM153 240H154V239H153ZM163 240H164V239H163ZM168 240H169V239H168ZM171 240H172V238H171ZM184 240H185V238H184ZM0 241H1V240H0ZM4 241H5V240H4ZM4 241H2V242L4 243ZM6 241H7V240H6ZM133 241H134V240H133ZM143 241H144V240H143ZM156 241H157V240H156ZM156 241H155V242H156ZM187 241H188V239H187ZM205 241H206V240H205ZM10 242H11V241H10ZM10 242H9V243H10ZM51 242H52V241H51ZM51 242H50V243H51ZM72 242H73V241H72ZM109 242H110V241H109ZM134 242H135V241H134ZM134 242H133V244H134ZM146 242H147V240H146ZM160 242H161V240H160ZM200 242H202V241H200ZM203 242H204V241H203ZM244 242H245V240H244ZM246 242H247V241H246ZM5 243H7V242H5ZM35 243H37V242H35ZM46 243H47V242H46ZM68 243H69V241H68ZM103 243H104V242H103ZM125 243H126V242H125ZM125 243H124V244H125ZM139 243H140V241H139ZM142 243H143V242H142ZM152 243H153V242H152ZM169 243H171V242H169ZM28 244H29V243H28ZM66 244H67V243H66ZM71 244H72V243H71ZM104 244H105V243H104ZM104 244H103V245H104ZM121 244H122V242H121ZM128 244H129V243H128ZM150 244H151V242H150ZM150 244H149V245H150ZM161 244H162V243H161ZM202 244H203V243H202ZM14 245H15V244H14ZM48 245H49V244H47V246H48ZM122 245H123V244H122ZM186 245H187V244H186ZM203 245H205V244H203ZM203 245H201V246H203ZM210 245H211V244H210ZM249 245H250V244H249ZM1 246H2V245H1ZM4 246H5V245H4ZM6 246H8V244H7ZM6 246H5V247H6ZM28 246H29V245H28ZM44 246H45V245H44ZM56 246H57V245H56ZM59 246H60V245H59ZM91 246H92V245H91ZM109 246H110V245H109ZM115 246H117V245L115 244ZM123 246H125V245H123ZM130 246H131V245H130ZM135 246H136V245H135ZM158 246H159V245H158ZM158 246H157V247H158ZM170 246H171V245H170ZM177 246H178V245H177ZM214 246H215V244H214ZM214 246H213V247H214ZM250 246H251V245H250ZM2 247H3V246H2ZM25 247H26V246H25ZM51 247H52V246H51ZM51 247H50V248H51ZM54 247H55V246H54ZM76 247H77V246H76ZM104 247H105V246H104ZM106 247H107V246H106ZM150 247H151V246H150ZM154 247H155V246H154ZM154 247H153V248H154ZM163 247H164V245H163ZM208 247H209V246H208ZM19 248H20V247H19ZM26 248H27V247H26ZM35 248H36V246H35ZM41 248H42V247H41ZM72 248H73V247H72ZM98 248H100V247H98ZM101 248H102V247H101ZM114 248H115V247H114ZM121 248H122V247H121ZM124 248H125V247H124ZM128 248H129V247H128ZM148 248H149V247H148ZM148 248H146V249H148ZM159 248H160V247H159ZM165 248H167V247H165ZM175 248H176V247H175ZM184 248H185V247H184ZM186 248H187V247H186ZM199 248H200V247H199ZM202 248H203V247H202ZM210 248H211V246H210ZM246 248H248V247H246ZM250 248H252V246H251ZM0 249H1V247H0ZM43 249H44V248H43ZM43 249H40V248L37 249V248H36L35 250L38 251V250H43ZM54 249H55V248H54ZM66 249H67V248H66ZM102 249H103V248H102ZM117 249H118V248H117ZM126 249H127V248H126ZM130 249H131V248H130ZM180 249H181V247H180ZM204 249H205V250H208L209 248H208V249H207V248H204ZM204 249H202V250L204 251ZM215 249H216V248H215ZM263 249H264V248H263ZM55 250H56V249H55ZM63 250H64V249H63ZM71 250H72V249H71ZM99 250H100V249H99ZM108 250H109V249H108ZM124 250H125V249H124ZM164 250H165V249H164ZM177 250H178V249H177ZM186 250H188V249H186ZM186 250H185V251H186ZM218 250H219V248H218ZM246 250H248V249H246ZM246 250H245V251H246ZM251 250H252V249H251ZM8 251H10V249H9ZM18 251H20V250H18ZM46 251H47V250H46ZM49 251H50V250H49ZM49 251H48V252H49ZM52 251H53V249H52ZM65 251H66V250H65ZM69 251H70V250H69ZM91 251H92V250H91ZM96 251H97V250H96ZM102 251H103V250H102ZM121 251H123V250H121ZM144 251H146V250H144ZM159 251H160V250H159ZM159 251H158V252H159ZM170 251H171V250H170ZM209 251H210V249H209ZM38 252H39V251H38ZM106 252H107V251H106ZM111 252H112V251H111ZM125 252H126V251H125ZM125 252H124V253H125ZM161 252H163V251H161ZM177 252H178V251H177ZM214 252L216 253V251H214ZM219 252H220V251H219ZM246 252H247V251H246ZM248 252L252 254L251 251H248ZM248 252H247V254H248ZM12 253H13V252H12ZM16 253H17V252H16ZM23 253H24V252H23ZM23 253H21V254H23ZM31 253H32V252H30V254H31ZM43 253H44V252H43ZM43 253H42V254H43ZM51 253H52V252H51ZM64 253H65V252H64ZM108 253H109V252H108ZM159 253H160V252H159ZM169 253H171V252H169ZM172 253H173V251H172ZM175 253H176V252H175ZM206 253H207V252H206ZM222 253H223V252H222ZM33 254H34V253H33ZM44 254H45V253H44ZM61 254H63V253H61ZM101 254H102V253H101ZM101 254H100V255H101ZM111 254H112V253H111ZM113 254H114V253H113ZM118 254H119V253H118ZM141 254H142V252H141ZM148 254H149V253H148ZM148 254H147V255H148ZM155 254H156V253H155ZM157 254H158V253H157ZM161 254H162V253H161ZM180 254H181V253H180ZM194 254H195V253H194ZM11 255H12V257H13V254H11ZM47 255H48V254H47ZM70 255H71V254H70ZM73 255H74V254H73ZM76 255H77V254H76ZM84 255H85V254H84ZM91 255H92V254H91ZM106 255H107V254H106ZM176 255H177V254H176ZM196 255H197V254H196ZM206 255H207V254H206ZM248 255H249V254H248ZM248 255H246V256H248ZM6 256H7V255H6ZM17 256H18V255H17ZM36 256H38V255H36ZM41 256H42V255H41ZM74 256H75V255H74ZM107 256H108V255H107ZM118 256H119V255H118ZM156 256H157V255H156ZM170 256H173V255H170ZM174 256H175V255H174ZM199 256H200V255H199ZM27 257H28V256H27ZM31 257H34V256L31 255L30 258H31ZM42 257H43V256H42ZM102 257H103V255H102ZM109 257H110V256H109ZM109 257H108V258H109ZM151 257H152V256H151ZM168 257H169V254H168ZM192 257H193V256H192ZM0 258H1V257H0ZM34 258H35V257H34ZM77 258H78V257H77ZM77 258H76V259H77ZM80 258H81V257H80ZM106 258H107V257H106ZM138 258H139V257H138ZM146 258H147V257H146ZM160 258H161V257H160ZM173 258H174V257H173ZM185 258H186V257H185ZM224 258H226V257H224ZM7 259H8V258H7ZM23 259H24V258H23ZM35 259H36V258H35ZM64 259H65V258H64ZM69 259H70V257H69ZM104 259H105V258H104ZM167 259H168V258H167ZM196 259H197V258H196ZM209 259H210V258H209ZM217 259H218V258H217ZM5 260H6V259H5ZM33 260H34V259H33ZM50 260H51V259H50ZM50 260H49V261H50ZM55 260H56V259H55ZM113 260H114V259H113ZM144 260H145V259H144ZM149 260H150V258H149ZM156 260H157V259H156ZM174 260H176V259L174 258ZM183 260H185V259H183ZM198 260H199V258H198ZM244 260H245V258H244ZM246 260H247V259H246ZM64 261H65V260H64ZM99 261H100V260H99ZM167 261H168V260H167ZM196 261H197V260H196ZM5 262H6V261H5ZM16 262H17V261H16ZM20 262H21V261H20ZM31 262H32V261H31ZM38 262H40V261H38ZM46 262H48V261H46ZM81 262H82V261H81ZM141 262H142V261H141ZM145 262H147V261H145ZM161 262H162V261H161ZM161 262H160V263H161ZM177 262H178V261H177ZM193 262H194V261H193ZM199 262H200V261H199ZM18 263H19V262H18ZM66 263H67V262H66ZM66 263H64V264H66ZM69 263H70V262H69ZM74 263H75V262H74ZM85 263H86V262H85ZM87 263H88V262H87ZM148 263H149V262H148ZM148 263H147V264H148ZM164 263H165V262H164ZM170 263H172V261H171ZM191 263H192V262H191ZM207 263L209 264V262H207ZM243 263H245V262H243ZM7 264H8V263H7ZM31 264H32V263H31ZM41 264H43L42 261H41ZM47 264H48V263H47ZM50 264H51V263H50ZM78 264H80V263L78 262ZM82 264H84V263H82ZM176 264H177V263H176ZM185 264H186V263H185ZM211 264H212V263H211Z\"/></svg>",
  "mask_w": 264,
  "mask_h": 264
}]
</instances>
